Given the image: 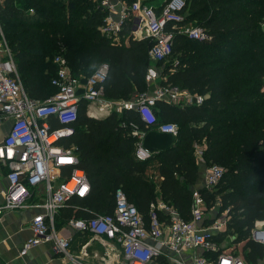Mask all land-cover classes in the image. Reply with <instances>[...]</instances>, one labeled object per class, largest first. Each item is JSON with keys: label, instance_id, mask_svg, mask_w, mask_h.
Listing matches in <instances>:
<instances>
[{"label": "trees", "instance_id": "1", "mask_svg": "<svg viewBox=\"0 0 264 264\" xmlns=\"http://www.w3.org/2000/svg\"><path fill=\"white\" fill-rule=\"evenodd\" d=\"M122 1L127 6L136 2ZM99 3L3 0L0 26L30 99L43 102L57 92L51 85L57 55L81 80L106 64L103 95L107 100H127L146 91L145 75L152 65L148 51L154 41L133 39L129 36L132 22H127L119 41L113 43L100 33L108 12ZM185 9L184 21L177 27L195 23L210 40L193 41L173 32L171 57L176 63L159 72L163 78L159 84L203 96V103L177 106L157 101V122L176 124L177 140L141 162L134 157L136 138L129 124L140 132L154 127H146L133 109L90 118L87 103L81 100L73 133L59 144L74 147L77 167L85 173L90 191L60 211L65 221L109 215L115 192L121 189L148 219L158 189L165 203L190 220L192 186L199 170L195 149L200 147L206 166L216 164L224 170L219 191H200L207 206L218 198L221 212L227 210L225 229L213 235L212 241L219 243L232 236L235 245L243 243L244 260L255 264L264 253L260 244L249 239L255 222L264 220V0H188ZM155 11L158 14L160 9ZM49 122L52 128L59 127L54 119ZM150 161L157 163L155 167ZM204 220L205 226L212 221ZM164 260L160 256L152 264H165Z\"/></svg>", "mask_w": 264, "mask_h": 264}, {"label": "built area", "instance_id": "2", "mask_svg": "<svg viewBox=\"0 0 264 264\" xmlns=\"http://www.w3.org/2000/svg\"><path fill=\"white\" fill-rule=\"evenodd\" d=\"M187 1L167 0L158 14L154 8L136 1L122 9L116 18L107 15L100 33L116 43L127 22H132L133 35L138 29L144 30L146 37L154 41L148 51L153 64L145 75V81L153 84L160 78L155 64L172 55L173 32L193 41L210 40L199 26L177 27L184 21L182 12ZM100 5L111 9L107 0H103ZM168 26H171V32L166 30ZM53 63L57 71L51 79V85L57 92L43 102L30 99L23 89L13 55L0 30V124L10 123L8 131L0 139V166L6 168L7 180L0 215L28 208L38 210L30 223L31 236L22 245L20 256L48 243L54 254L70 257V239L58 236L54 218L70 200L86 198L90 187L85 173L77 167L78 158L74 147L67 148L59 142L73 133L71 126L76 121L81 100L87 103L86 115L90 118H102L112 112L121 113L123 107L133 109L147 127H156L160 133L173 137L178 136V126L173 123L159 124L154 112L155 103L163 101L186 106L201 105L204 100L203 96L185 95L177 86L168 84L157 87L152 95H140L131 105L106 102L103 95V83L108 72L106 64H101L84 79L81 87V79L72 75L64 59L57 56ZM92 108L97 113H92ZM50 119H54L59 127L52 128ZM129 127L131 135L136 138L135 159L141 162L149 160L152 155L142 146V133L133 124H129ZM197 155L199 161L203 162L201 149ZM223 175L224 170L220 166L209 165L204 175L203 189L212 192ZM203 206L201 193L193 191L190 220L183 219L172 206L152 203L145 222L124 192L118 189L111 214L91 220L71 218L66 225L75 233L118 244L126 264H152L157 257H164L166 252L180 256L187 250H201L204 253L216 251L217 245L212 241V236L225 229L227 210L218 213L210 225L205 226ZM158 211L163 212L164 219L160 218ZM249 239L264 248V220L255 222ZM169 260L171 264H185L173 257ZM72 264L87 263L83 262V258H75ZM191 264L246 263L235 255L219 253L214 260L204 255L196 256Z\"/></svg>", "mask_w": 264, "mask_h": 264}, {"label": "crops", "instance_id": "3", "mask_svg": "<svg viewBox=\"0 0 264 264\" xmlns=\"http://www.w3.org/2000/svg\"><path fill=\"white\" fill-rule=\"evenodd\" d=\"M107 1L109 5L111 6L110 10L106 9L108 12V15L114 18L117 17L118 13L122 9H124L125 7H128L122 0H107ZM136 1H139L140 3L145 4V5L147 4L149 5L148 2H151L152 7L151 6L149 7L154 8V9H160L166 2V0H162V2L160 3H157V0L156 2L155 0H143V1L136 0ZM2 4H3V0H2ZM28 13L32 14L33 11L30 9ZM0 30H2L1 26H0ZM132 32L133 31L131 30L129 36L133 37V39L139 40L142 38V36L139 35L138 32L135 35H133ZM149 61L151 64H153L150 59ZM13 62L16 67L14 58H13ZM80 83L82 87L84 85V79L80 80ZM159 83L160 81L158 82V85H160ZM146 84H147V87H150L151 85V84H148L147 82ZM81 91L82 89L80 88L79 94H81ZM183 92L185 95L190 94L187 91H183ZM144 93L146 94L148 92L144 91L143 94ZM136 94H138L137 96L139 97L142 93L141 94L136 93ZM136 94H134L131 98L127 100L110 101L105 98L104 100L106 102L108 101V102L117 103L121 105L123 104L131 105L133 104V102H130V100L134 98ZM124 110H131V109H125L123 107L121 113ZM91 112L97 113L94 110V108H92ZM9 126H10L9 122L0 124V139L6 134V132L9 129ZM141 133H142V139H141L142 146L152 155L150 159H152L153 156L158 155L160 152L174 146L177 140V137H173L167 134L160 133L156 127L147 128L145 132H141ZM199 148L196 147L195 149V158H196L197 166L199 169L198 176H197V180L195 184L192 186L193 187L192 191H197V192L204 190L203 189L204 175H205L206 168H207V166L205 167L206 164H203L202 162L199 161L200 158L197 155L198 151L200 150ZM156 164L157 163L155 161H150V166L156 165ZM6 190H7L6 168L1 165L0 166V207L3 204V195ZM153 203L155 204L164 203L166 205H169L161 199L158 189L156 191V199ZM158 212H159L160 218L164 219L165 216L163 212L161 211H158ZM36 213H38V210L33 209V208H28V209H22V210H14V211L6 212L3 215H0V264H72V260L75 258L76 259L83 258V262L87 264H126V261L124 260L122 256L121 247L118 244L114 242H109L106 240H101V241L98 239L96 240L87 234H80V233H75L71 231L66 225L67 221H65L62 218V215H63L62 211L58 212L57 215L55 216L54 225H56L55 230L58 236L65 238V239L66 238L70 239V242H71L70 250H69L70 257L54 254L53 251L51 250L50 244L48 243L42 244L36 248L29 250L25 256H20V250L22 248V245L31 236L30 223ZM143 219L145 220V222L147 221V219H145L144 217ZM203 222L205 223V220H203ZM97 241L101 243H109L111 247H113L112 250L105 249V248L101 249L97 245ZM219 250L220 249L217 248L216 251H209L206 254L202 252L201 250H187L183 252L182 255L180 256H175L169 252H166V255L164 256L165 258L164 263L171 264L169 258L173 257L174 259H178V260L180 259L185 264H191L193 259L196 256H200V255H205L207 258L214 260L216 255L220 253ZM230 252H233L232 253L233 255L240 258L246 264H249L244 260L242 253L237 254V252L234 251V248H232ZM262 263H264V253H263L262 258L258 260L255 264H262Z\"/></svg>", "mask_w": 264, "mask_h": 264}, {"label": "rangeland", "instance_id": "4", "mask_svg": "<svg viewBox=\"0 0 264 264\" xmlns=\"http://www.w3.org/2000/svg\"><path fill=\"white\" fill-rule=\"evenodd\" d=\"M93 2H99L100 1V3L103 1V0H92ZM143 1V0H142ZM155 2H156V0H155ZM160 2H162V0H157V3H160ZM99 3V4H100ZM149 3V5L148 6H151V2H148ZM152 7V6H151ZM185 9V8H184ZM186 14H187V10L185 9V10H183V12H182V16H183V18H184V16H186ZM196 24L194 23H192V24H188V26H195ZM2 31V30H1ZM137 32V31H136ZM138 34L139 35H141L142 36V38H148V39H150L149 37H146V35H145V32H144V30H142V29H138ZM2 35H3V40H4V42H5V44L7 45L8 43L6 42V40H5V37H4V33H3V31H2ZM140 38V37H139ZM18 41V39H16V42ZM7 47H8V45H7ZM9 48V47H8ZM3 52V54H5V52L4 51H2ZM57 56H59V55H57ZM61 57V56H60ZM169 63H176V59H175V57L174 56H172V57H170V58H168L167 60H165V61H163V64L162 65H160L159 66V68H157L158 69V72H160V71H162L163 69H164V67L166 66V65H168ZM17 75H19L18 73H17ZM20 78H21V76H20ZM162 77L160 76V78L156 81V82H154L153 84H151L150 85V87H147L146 88V92H148V93H146L147 95H152V93L154 92V90L157 88V87H159L160 85H158V82L160 81H162ZM21 81V80H20ZM263 87H264V79H263ZM143 94V93H142ZM141 94V95H142ZM138 94H136L135 96H134V98H132L131 100H130V102H136V100L139 98L138 96H137ZM154 111H155V109H154ZM197 148H199V147H197ZM199 149H201V148H199ZM203 164H206L205 163V160L203 159V162H202ZM151 167H155V165H151ZM205 167H206V165H205ZM208 167V166H207ZM216 190H218L219 191V189H217V187L216 188H214L213 190H212V192H215ZM221 202L218 200V198H216V199H214V200H212V202H211V204L209 205V206H207V203H205V200H204V206H203V210H204V216H205V219L206 220H208V219H210V218H214V217H217V214L218 213H220L221 212ZM68 222V221H67ZM66 222V223H67ZM233 241H234V238L232 237V236H229V237H227V238H225L222 242H219V243H216L217 244V248H219V249H221L220 250V252L221 253H224V254H229V255H233L232 253L233 252H230L231 251V249L232 248H234V251H236L237 252V254H241L242 253V247H243V243L241 242V243H238V244H236L235 245V243H233ZM97 245L102 249V248H105V249H110V250H112V248L113 247H111V245L109 244V243H101V242H98L97 241ZM113 245V244H112ZM230 250V251H229ZM103 251V250H102Z\"/></svg>", "mask_w": 264, "mask_h": 264}, {"label": "bare ground", "instance_id": "5", "mask_svg": "<svg viewBox=\"0 0 264 264\" xmlns=\"http://www.w3.org/2000/svg\"><path fill=\"white\" fill-rule=\"evenodd\" d=\"M153 130V129H152Z\"/></svg>", "mask_w": 264, "mask_h": 264}]
</instances>
